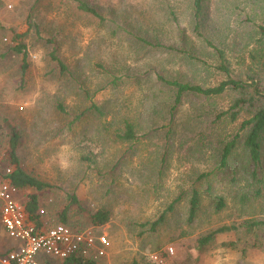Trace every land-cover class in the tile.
<instances>
[{"label":"rangeland","instance_id":"374dc122","mask_svg":"<svg viewBox=\"0 0 264 264\" xmlns=\"http://www.w3.org/2000/svg\"><path fill=\"white\" fill-rule=\"evenodd\" d=\"M83 1L102 19L79 0H0V158L14 168L5 154L11 124L21 135L19 166L51 185L36 192L40 220L52 226L64 213L73 226L93 227L92 214L107 210L96 227L109 246L96 264H264V148L255 166L239 128L250 109L231 118L238 92L227 87L184 92L173 110L175 88L156 77L204 88L228 77L264 85V0H204L198 17L193 0ZM205 39L223 50L227 73ZM17 45L25 46L24 71ZM126 122L133 140L121 137ZM33 192L22 188L19 197ZM163 212L152 232L141 226ZM222 226L229 229L198 246Z\"/></svg>","mask_w":264,"mask_h":264},{"label":"trees","instance_id":"16d2710c","mask_svg":"<svg viewBox=\"0 0 264 264\" xmlns=\"http://www.w3.org/2000/svg\"><path fill=\"white\" fill-rule=\"evenodd\" d=\"M204 0H193L194 3V10H195V17H198L199 12L202 10V4ZM78 7L86 12H89L90 14L94 16H98V12L93 8L86 4L85 1L79 0ZM102 19L101 17H99ZM198 23L195 24V32L198 36L201 35V33L198 30ZM259 30L261 35L264 37V27L259 26ZM138 40H144V39H138ZM146 44H151L152 46H155L157 44L151 43L149 40H144ZM205 42L209 46H213L215 48L216 52L218 53V56L220 58V64L219 69L224 71L225 73L228 72L227 66L224 64V52L223 50L215 47L212 45V42L208 39H205ZM169 49H172V46L167 47ZM14 50L16 52H22L23 50V61L24 64L22 66V70L24 71L27 64H26V52L24 45H17L14 47ZM189 54V53H188ZM191 56V55H189ZM52 59L57 60L60 67L64 70L65 67L62 64L60 60L55 55H51ZM160 81L164 82L165 84L172 86L175 88V94H174V104L172 106V109L175 110L178 103L180 102V98L184 92H196L200 93L205 96L210 95H216L222 93L227 87H231L235 90H237V96L234 98L233 102L231 103V106L227 109V112L232 111L231 118H235L238 111L242 109L243 107L247 106L250 110L251 115L243 120L240 123V130L247 129V133L245 135V138L243 140V147L246 151V154L248 155V158L252 163H254L255 166H259L261 162V155H262V149L264 148V85H260L257 81L253 78H251V81L243 80L240 78H234V77H228L225 80L220 81L215 86H209V87H201L200 85H192L186 82H180L177 79H166L161 75L156 76ZM117 78L113 79V82H116ZM237 110L235 111V109ZM6 133H7V141L5 144V154L11 164H13L14 168L12 173L10 174V180L11 182L17 186L18 188H25L30 187L35 189V192L28 194L27 200H26V210L31 219H34L36 221H40V217L38 214V195L37 191H41L45 188L51 187V185L47 182H44L40 180L39 178L33 176L32 174L26 172L23 170L19 164L17 159V149L19 147V144L21 142V135L19 130L12 126L11 124H7L6 127ZM123 139L127 140H133L136 138L135 131L133 128L132 123L126 122L125 124V131L124 134L121 135ZM239 139V133H236L235 136L232 137V139L224 144V146L221 149L220 153V162L217 166L218 168H221L222 166H225L227 164L228 158L230 154L232 153L233 148L236 146L237 140ZM1 162H2V158ZM252 177L256 178V170H252ZM69 199L71 201H76L77 198L75 195H70ZM197 205H198V192L193 191L192 195L189 200V218L192 219L194 215L197 212ZM223 205V199L219 198L216 203V207L220 208ZM109 212L104 209H99L97 212L92 214L91 216V224L95 226H99L104 224L109 220ZM165 212L160 214V216L154 220L151 223H143L141 226H149L148 230L152 232L154 228H156L159 224L162 223L164 220ZM61 219L56 223H64L71 227L79 228L81 229L83 226L78 227L73 226L69 224L67 217L63 213L61 216ZM55 223V224H56ZM264 223V222H263ZM255 224H260L259 222H255ZM84 228V227H83ZM229 229V227L222 226L216 230H213L208 235H205L201 239H199L198 246H202L205 243H207L209 240L212 239V236L216 234L217 232H223L225 230ZM95 232L101 233L100 229L98 227H95ZM96 261H81L75 258L65 259L60 264H96ZM132 264H136V262H132Z\"/></svg>","mask_w":264,"mask_h":264},{"label":"built area","instance_id":"2783aa9c","mask_svg":"<svg viewBox=\"0 0 264 264\" xmlns=\"http://www.w3.org/2000/svg\"><path fill=\"white\" fill-rule=\"evenodd\" d=\"M12 171V166L3 165L0 159V221L7 235L18 242L0 254V264H43L49 259L70 258L98 261L107 254L108 236L95 232L96 226H46L41 220L31 219L17 198L19 188L10 180Z\"/></svg>","mask_w":264,"mask_h":264},{"label":"crops","instance_id":"0c3cea01","mask_svg":"<svg viewBox=\"0 0 264 264\" xmlns=\"http://www.w3.org/2000/svg\"><path fill=\"white\" fill-rule=\"evenodd\" d=\"M20 189H22V188H19V192H20ZM42 191V190H41ZM19 193L17 194V198H18V200L20 201V202H22L23 204H24V206H25V208H26V198H25V200H23V196H20L19 197ZM28 196V195H27ZM38 205H39V199H38ZM38 208H40V206H38ZM38 214H39V217H40V219L42 220H44V218L40 215V213H39V211H38ZM43 222V221H42ZM0 226H1V230H2V232H1V236H2V238H1V243H2V249H0V254H2V253H4V252H6V251H8L9 249H11V248H13L18 242L15 240V239H13V238H11V237H9L8 235H7V233L5 232V230H4V227H3V225H2V222L0 221ZM50 261H46V262H44L43 264H54V263H52V262H55L56 260H53V259H49ZM64 261V260H63ZM63 261H58V262H60V263H62Z\"/></svg>","mask_w":264,"mask_h":264}]
</instances>
